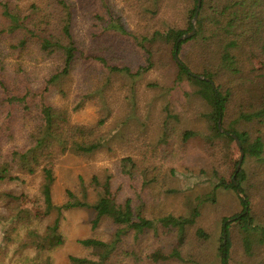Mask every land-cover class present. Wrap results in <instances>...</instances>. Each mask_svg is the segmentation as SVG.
Instances as JSON below:
<instances>
[{
	"label": "trees",
	"instance_id": "obj_1",
	"mask_svg": "<svg viewBox=\"0 0 264 264\" xmlns=\"http://www.w3.org/2000/svg\"><path fill=\"white\" fill-rule=\"evenodd\" d=\"M21 1L0 0V261L9 256V264H53L51 253L64 243L60 230L63 211L85 207L93 211V231L104 221L110 231L106 236L94 233L79 239L85 253L69 255L71 264H146L148 252L166 236L174 238L171 255L181 263L206 264L207 258L196 251L206 250L204 241L209 237L202 225L201 207L204 202L215 203V191L219 188L232 189L244 196L239 197L240 212L222 217V237L216 252L220 264H230L232 230L239 232L246 254L251 253L253 244H264V225L255 224L250 213V195L243 186L247 173L242 167L251 156L264 171V0H200L195 33L180 41L177 39L192 28L197 0H185L179 23L156 15L159 0H138L137 6L148 12L152 20L147 24L146 17H142V29L139 26L128 29L121 13L111 9H107L106 17L96 14L102 23L101 32L133 44V50L143 60L134 67L110 61L106 53L85 49L75 41L71 34L72 10L67 0ZM100 1L105 4V0ZM32 50L53 62L50 73L41 80L32 77L22 64ZM175 52L180 62L175 60ZM252 55L260 60L258 65ZM81 65L108 73L106 82H110L109 75L114 73L131 78L132 107L133 80L150 69H158L161 81L148 80L144 88H165L170 94L182 86L190 89L192 98L204 106V110L196 111L204 118L206 132L194 128V116L187 115L183 123L190 127L182 123L174 129L169 120L182 122L181 112L171 108L169 101L163 106L164 116L159 118L162 129L159 141L166 145L170 133L177 138L172 143L176 144L174 148L166 150L167 157L183 158L184 154H195L201 149L213 157L208 166L214 178L212 189L197 195L187 214L159 211L149 216L148 208L144 204L134 206L131 197L118 203L110 195L100 196L90 202L85 189L80 198L66 189V201L53 202L51 185L58 158L66 153L89 155L103 144V119L94 124L70 120V111L81 108L93 89L79 93L82 97L71 108L56 106L47 98L58 79L66 78ZM93 82L91 86L95 88L103 84ZM21 92L28 95L17 97ZM184 93L190 96L188 91ZM218 120L223 131L218 128ZM18 132L20 136L16 137ZM231 134L240 142L243 159L239 169L235 164L232 178L227 181L220 169L222 164L216 161L215 148L224 137L236 142ZM17 138L22 141L16 143ZM119 168L133 176L132 158H121ZM199 174L207 175L208 171L201 168ZM25 176L39 177L36 194L20 189L27 183ZM92 180L98 182L96 177ZM103 185L108 187V180ZM251 186L258 187L257 183ZM27 198L34 200L36 211L24 207ZM148 233L156 240L138 249L130 245ZM185 244L193 245L194 249L183 257Z\"/></svg>",
	"mask_w": 264,
	"mask_h": 264
},
{
	"label": "rangeland",
	"instance_id": "obj_2",
	"mask_svg": "<svg viewBox=\"0 0 264 264\" xmlns=\"http://www.w3.org/2000/svg\"><path fill=\"white\" fill-rule=\"evenodd\" d=\"M22 1V3L27 2V0ZM67 1L72 10L71 34L79 45L85 49L106 53L110 61H116L119 64L134 67L143 62L140 55L133 50V44L129 40L114 38V35L109 32H101L102 23L96 15L106 17L107 9H111L113 12L121 13L122 21L128 29L133 30L137 26L142 29L140 26L144 23L142 17H146L147 24L152 23V20L148 12L137 6L138 0H105V4H102L100 0ZM158 5L156 12L158 17L175 23L181 22L185 0H159ZM28 53L22 63L23 66L36 80L45 78L50 73L52 60L42 59L33 50ZM252 58L257 65L260 63L255 55H252ZM162 59L166 61V57ZM107 74L100 70L92 71L88 66L81 65L74 68L66 78L58 79L47 94V98L54 105H66L71 108L75 100L79 96L82 97L79 93L93 89L92 95L85 98L81 108L70 111V120L73 123L94 124L103 119L101 129L104 134L102 147L91 154L66 153L58 158L51 185L53 202L56 204L65 202L66 189L71 190L79 198L85 189L87 200L90 202L96 201L100 196L109 197L110 195L118 203L131 197L134 206L144 204L148 208L146 212L149 216L157 215L159 211L173 215L187 214L191 206L195 204L196 196L204 195L212 189L214 178L209 174L208 166L213 157L202 152V149L195 154H184L183 158L167 157L166 150L174 148L176 144L172 143H176L177 138L170 133L166 145L159 141V136L162 134L159 118L164 116L163 106L169 101L172 104L171 108L181 112L179 117L182 118V122L174 118L169 120V124L174 129L181 126L187 115L194 116V128L206 132L204 118L199 111H196L204 110V106L192 98L190 89L182 88V86H179L175 92L170 91V94L169 92L167 94L165 88L148 86L144 88L148 80L161 81L158 69H150L143 77L133 80L135 95L132 107L129 91L132 79L114 73L109 75L110 82H106ZM92 81L97 83L103 81V84L95 88L91 86ZM185 91H188L190 96H185ZM27 95L21 92L16 96L26 97ZM186 97L191 99L187 101ZM186 110L187 114H185ZM183 124L186 128L190 127L188 123ZM17 136H20L19 132ZM200 140H202L201 137ZM21 141L22 138H17L15 142ZM215 149L216 161L222 164L220 169L228 181L232 178L240 149L236 142L228 137L222 138ZM126 156L133 160V176L120 171V159ZM242 167L247 173L243 186L250 195V213L254 217L255 224L264 225V190H262L264 171L262 172V167L251 156L247 157ZM201 168L207 170L208 174H199ZM254 176H258L260 180H254ZM93 177H96L98 182H93ZM25 179L27 183L20 189L36 194L39 177L25 176ZM105 180L109 182L108 187L103 185ZM252 183H257L261 190L258 187L252 189ZM239 197L244 196L232 189L219 188L215 191V203L204 202L201 207L202 225L207 229L209 237L207 241H204L207 251L203 250L201 253L199 248L196 251L200 257L207 258L206 264H220L216 252L222 237V217L242 210ZM24 207L33 211L37 210V205L32 198L26 199ZM92 217L93 211L85 207H74L63 211L60 230L64 236V243L51 253L53 264H71L69 255L84 254L85 249L79 244V239L94 233L100 236H106L109 233L110 227L106 221L93 231ZM155 240L153 234L148 233L140 236L130 245L138 249ZM230 241V264H264V244H253L251 253L246 254L241 236L236 229L230 232ZM173 242L172 236H166L162 238L160 245L155 243V248L148 252L146 264H184L171 255L170 245ZM189 244H185V249L181 252L183 257L188 251L194 249L193 245ZM155 258H159L158 261ZM2 263L9 264V256L4 262L0 261V264Z\"/></svg>",
	"mask_w": 264,
	"mask_h": 264
},
{
	"label": "water",
	"instance_id": "obj_3",
	"mask_svg": "<svg viewBox=\"0 0 264 264\" xmlns=\"http://www.w3.org/2000/svg\"><path fill=\"white\" fill-rule=\"evenodd\" d=\"M199 6H200V0H197V7H196L195 13H194L193 18H192V28H191L190 31H187V32L183 33V34L177 39V41H180V40L186 39V38L192 36V35L195 33V21H196L197 16H198ZM174 58H175V60H176L177 62H180L179 59H178V56H177L176 52H175V54H174ZM198 77H199V78H202L203 76H200V75H199ZM212 86H213V83H212ZM217 125H218L219 130H220V131H223L222 128H221V126H220V120H218ZM231 135H232V137H234V138L236 139L237 145H238V147H239V149H240V156H239V159H238V162H237V169H239V168H240V165H241V161H242V159H243V151H242L241 148H240V142H239V140H237V138L235 137L234 134H231ZM242 198H243V197H242Z\"/></svg>",
	"mask_w": 264,
	"mask_h": 264
}]
</instances>
